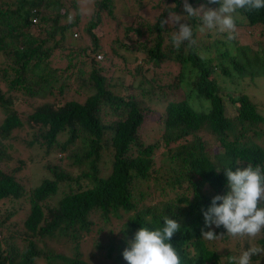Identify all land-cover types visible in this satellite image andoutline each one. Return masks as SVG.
<instances>
[{
    "label": "trees",
    "instance_id": "1",
    "mask_svg": "<svg viewBox=\"0 0 264 264\" xmlns=\"http://www.w3.org/2000/svg\"><path fill=\"white\" fill-rule=\"evenodd\" d=\"M96 7L76 30L87 38L78 44L74 1L65 8L57 0H0V86L11 93L7 98L0 89V105L16 103L14 97L29 104L39 91L51 95L53 83L57 102L63 101L26 116L16 106L0 123V264H101V251L104 259L114 249L122 256L139 228L162 227L164 217L180 224L170 243L181 264H228L248 242L264 246L262 233L237 238L231 251L218 250L228 240L222 226L211 229L223 235L215 241L202 237L209 230L203 213L214 196L229 191L225 169L264 168V117L249 94L264 90V9L239 10L228 41L215 31L201 34L199 18L187 16L183 0H126L99 35L110 0ZM172 12L192 27L195 43L174 46L178 25H160ZM118 17L124 21L119 28ZM56 51L65 61L59 69L47 62ZM67 75L75 83L66 96L68 84L60 80ZM9 134L18 138L7 142ZM122 217L120 244L96 242L97 261L50 245L69 241L68 250L77 251L98 218L108 224ZM119 255L112 259L127 264ZM252 260L263 264L264 258Z\"/></svg>",
    "mask_w": 264,
    "mask_h": 264
},
{
    "label": "clouds",
    "instance_id": "2",
    "mask_svg": "<svg viewBox=\"0 0 264 264\" xmlns=\"http://www.w3.org/2000/svg\"><path fill=\"white\" fill-rule=\"evenodd\" d=\"M207 3L218 7L213 9L201 4L193 8L187 0H183V8L188 17L199 18L201 34L215 31L226 34L228 41L235 38L239 10L264 9V0H207ZM182 19V16L172 12L168 14V19L160 22L161 27L169 23L178 25L171 37L176 47L184 42L195 43L192 27L187 23H180ZM225 176L229 191L226 195L214 196L211 206L203 213L204 226L209 230L202 231V237L215 241L223 236L214 234L211 230L213 226H222L226 235L233 238H255L261 235L264 233V168L251 164L235 171L227 168ZM179 229L180 224L167 217L163 218L162 227L151 230L147 227L139 228L122 252L123 259L127 264H181L180 253L170 243ZM254 256L264 258V246L254 245L238 256H230L228 264H253Z\"/></svg>",
    "mask_w": 264,
    "mask_h": 264
},
{
    "label": "rangeland",
    "instance_id": "3",
    "mask_svg": "<svg viewBox=\"0 0 264 264\" xmlns=\"http://www.w3.org/2000/svg\"><path fill=\"white\" fill-rule=\"evenodd\" d=\"M45 1H49L50 2V0H45ZM71 1L75 2L76 6H77V9L79 10L78 11L79 12L78 27L73 29L75 31H73L72 38L75 39L78 44H80L79 43L80 41L83 44V43H85L87 41V38H81L79 36V33H77L76 30L84 28L85 25L90 22V20L92 18V13L95 12V10L97 9V7H96L97 3H99L101 0H57V2H61V4L65 8L70 6V2ZM124 2H126V0H110V4H111V14L110 15L105 12L106 11L105 9L101 10V22L99 24V28H102V30L96 29V31H95L96 35L97 34L99 35L101 33L103 34L104 30H108V26H111V27L113 26L112 23H108V22L112 21V19H113L112 17L113 16H116L120 12L124 11V7H123ZM42 5H43V3H41L40 6H42ZM71 12L73 13V11H71ZM120 17H118V19H117L119 22L118 21L115 22V24H118V28L120 26V22L121 23L124 22V21L120 20L121 19ZM71 18H72V15L69 14L68 17H67V20L70 21ZM82 35L84 36V34H82ZM244 39H246V38H244ZM249 41H250V39H249ZM47 62H48L49 66L51 68L59 69V68H62V67L65 66V61H64V58H63V54L61 52H58V51L53 52L52 56L49 57V59H47ZM113 62H115L116 68H119L122 65L117 60H114ZM72 71L69 70L68 72H72ZM66 77H67L66 79L65 78H63V79L61 78L60 81L64 80L68 84L64 88V91H65L66 96H67L70 93V91H71L70 89L73 87V85L75 83V81H74L75 77L74 76L72 77V76H69V75H67ZM57 85L58 84H56V83H53L52 85H48V87H50L51 90H53V93L51 95L43 93L42 91H39V96L36 97L33 101H30L29 104H27V102L24 101L23 97H19L22 101L19 100L18 104H16L17 103V99L14 97L16 103H12L10 105H0V123L5 118V115H11L13 113V110H14V108L16 106H17V113L20 114L21 116H24V115L26 116L27 114L32 112L37 107L44 106L45 104L49 105L50 108H53L55 106L56 107L59 106L63 101L57 102V99H56V96H55V94L57 92ZM4 87L5 86H0V89L2 90V94L5 95V97L8 98V96H9L8 93L9 92L8 91L5 92V90H4L5 88ZM9 94H11V93H9ZM249 94L251 95L252 101L257 105L258 112L262 113L263 117H264V111H263V109H264V90L263 89H260V90L251 89L249 91ZM167 100H168V98H167ZM162 111H163L162 106L158 105L157 109H156V112L161 114ZM263 127H264L263 125H260L259 129L262 131ZM25 132L26 131L22 132V136H23V134ZM198 134H199L201 140H206L207 143H209V148L210 149H212L215 152L220 151V150H218L217 143L212 141V139H211V137L209 136L208 133L199 132ZM14 136H15L14 134H9L8 137H7L8 139L6 141L7 142H11L14 139L18 138L17 136H15V137ZM24 136L27 139L30 138V136H26V134ZM263 137H264V133L261 136V138H263ZM257 143H260V142H257ZM13 147H15V144H13ZM10 148H12V147L10 146ZM11 154H15V152L11 151ZM158 166H160V165H158ZM174 192L180 194L181 193V189L174 190ZM174 195H175V193H174ZM168 197H170V198L173 197V195L171 194V191H168V195H167L166 198H168ZM124 220H125V217H122V219L120 221L111 220V221H109L108 224L107 223L104 224L102 222V220H100L98 218V220L95 221L94 226L92 227V230H91V232L89 234V237L85 238V236H84L85 239L82 238L79 241L81 243L79 244V249L77 251H75L73 248H70V250H68L67 247H70L69 241L64 242L66 247L63 245L62 240H52V241H50V245H53L55 247V249H57V250H63L65 252H67L71 256L79 255L81 253L83 258L85 257V259H87L88 257H90L94 261H97V254L99 252L96 251L95 248H94L95 243L99 242L103 246L106 243H111V245L115 248V246L117 244H120V243H118V242H120L118 240L121 238V236L119 235V229H120L121 224L124 222ZM213 228H214V226H213ZM109 230L111 231V233H108ZM227 237H228L227 241H225V242L221 241V242L218 243V250H224L225 249V250L231 251L232 249L236 248L235 247V243H236V239L237 238H233V237H230L228 235H227ZM252 239H257V237L252 238ZM41 244L42 243H38L37 245L39 247H41V246H43V244L42 245ZM248 245L249 246H253L254 242L253 241L248 242ZM19 248H21V247H19ZM115 255H119V253L117 252L116 249L111 250V258L104 259V258H106L105 254H104V251H101L100 252V256H98V259H99V261H102L101 264H119V263L115 262L112 259ZM120 257H121V260H122L123 256H120ZM262 259L263 258L260 257V260H262ZM262 262L264 264V260ZM40 263L41 262L38 261L37 264H40Z\"/></svg>",
    "mask_w": 264,
    "mask_h": 264
}]
</instances>
